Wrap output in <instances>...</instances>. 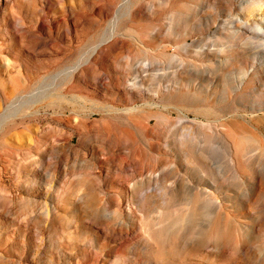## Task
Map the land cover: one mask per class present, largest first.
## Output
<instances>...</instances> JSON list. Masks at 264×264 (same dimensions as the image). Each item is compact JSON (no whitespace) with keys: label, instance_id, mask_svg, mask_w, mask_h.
Returning <instances> with one entry per match:
<instances>
[{"label":"rangeland","instance_id":"obj_1","mask_svg":"<svg viewBox=\"0 0 264 264\" xmlns=\"http://www.w3.org/2000/svg\"><path fill=\"white\" fill-rule=\"evenodd\" d=\"M0 264H264V0H0Z\"/></svg>","mask_w":264,"mask_h":264},{"label":"bare ground","instance_id":"obj_2","mask_svg":"<svg viewBox=\"0 0 264 264\" xmlns=\"http://www.w3.org/2000/svg\"><path fill=\"white\" fill-rule=\"evenodd\" d=\"M103 48H108L109 49V53L107 54V56L110 54V52H111V49H112V45L110 44V45H106V46H104V47H101L100 49H97L94 53H93V55L89 58V59H87V61H86V65H88V64H90L91 62H92V58L98 53V52H100V51H102L103 50ZM81 66V65H80ZM80 66H79V68H80ZM78 68V69H79ZM108 79H109V82L108 83H104L103 84V87L105 86V87H108V86H113V87H115V88H119L120 86H123V82H122V79L120 78V77H108ZM128 98V97H127ZM126 124H127V126L130 128V130H128V129H125V130H121V131H119V130H114V129H111V128H109V127H102V128H99V133L101 132V133H103V134H105V135H109L110 137H112V139L114 140V142L116 143V142H122V143H128V144H130V146H133L134 144L136 145V143L138 142L137 141V137H138V135H139V133H140V131L141 132H145V133H151L152 131H153V129L149 126V124H147V123H144V122H142L141 120H135V119H127L126 120ZM226 133V135H227V137H229V138H231V139H233V141H232V146H236L237 145V143H238V141L240 140L239 139V137L237 136V134L236 133H234V132H232V131H226L225 132ZM134 145V146H135ZM187 145V144H186ZM241 147H238V149H240ZM195 149H196V151L198 152V153H200V152H204L206 149L205 148H200V147H195ZM232 149H235L236 150V147L235 148H231V150ZM135 163V165H137L138 166V170H142V169H144V165L141 163V162H134ZM137 163V164H136ZM240 175L239 174H236V177H239ZM251 183V182H250ZM148 193H150V195H152L153 194V190H149V192ZM183 220H184V218H183ZM215 220H217V222H219V223H223L222 225H223V227H224V225L225 224H227L230 220H229V218H228V216H227V214L225 213V212H223L222 210H220V208H219V211L217 212V214H216V217H215ZM170 223V222H169ZM167 227H168V224H167ZM223 227H222V229H223ZM249 229H253L252 227H250ZM161 230V227H158L157 228V231H160ZM183 231V230H182ZM224 237L225 236H222V239H224ZM218 238V237H217ZM201 241H206L205 240V238H203ZM221 242H223V241H221ZM224 243V242H223ZM157 244H158V246L159 247H161V246H163V243H161V242H158L157 241ZM161 246H160V245ZM165 245V244H164ZM243 246V245H242Z\"/></svg>","mask_w":264,"mask_h":264}]
</instances>
